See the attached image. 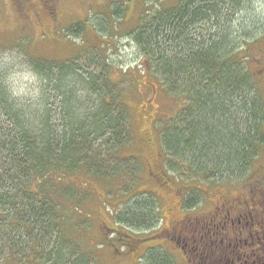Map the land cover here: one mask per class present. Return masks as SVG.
<instances>
[{
  "label": "trees",
  "instance_id": "1",
  "mask_svg": "<svg viewBox=\"0 0 264 264\" xmlns=\"http://www.w3.org/2000/svg\"><path fill=\"white\" fill-rule=\"evenodd\" d=\"M249 3L179 0L172 7L145 11L131 32L147 77L157 81L166 96L179 100L169 103L176 111L158 128L159 145L165 169L190 184L246 178L264 146V98L257 94L246 66L253 57L251 46L264 36V25L256 36L257 22L244 28L249 22L237 17ZM118 11L110 14L120 15ZM84 27L77 23L66 31L77 38ZM99 30L106 32L104 24ZM89 55L88 61L100 71L78 66L80 56L68 61L31 60L35 73L61 97L55 109L44 107L40 114L21 115L0 82V256L7 264L22 263L23 257L33 262L38 239L47 241L50 233L60 241L50 252L40 249L44 264H87L91 252L73 246L72 231L65 236L69 233L63 212L78 205L77 188L95 180L105 193L118 192L127 201L112 218L114 226L149 231L159 225L156 194L135 189L141 161L121 155L133 141L122 84L114 82L112 64L102 50ZM70 77L97 98L86 115L79 116L82 106L74 103L75 94L65 95L70 92L66 89ZM53 110L56 130L51 124ZM25 238L29 246H23ZM151 252H146V264H171L166 256Z\"/></svg>",
  "mask_w": 264,
  "mask_h": 264
},
{
  "label": "rangeland",
  "instance_id": "2",
  "mask_svg": "<svg viewBox=\"0 0 264 264\" xmlns=\"http://www.w3.org/2000/svg\"><path fill=\"white\" fill-rule=\"evenodd\" d=\"M178 1L0 0V82L7 88L8 94L15 101V108L20 110L21 115L27 117L30 113H32L31 115L40 114L44 107L55 109L61 98L60 96L58 98L52 91L51 83L35 73L31 60L68 61L80 56L78 66L87 71L90 69L98 72L101 67L94 69V66L88 61V57L91 56L89 55L90 51L102 50L104 56L107 57L108 64H112L114 82L122 84L120 87L122 99L127 106L130 118L128 124L133 141L129 142L128 146L121 151V155L124 158L126 156L138 157L141 161L142 170L138 175L140 181L135 189L136 191L139 189L152 191L156 194L159 215L164 217V223L161 232L157 229L137 230L121 224L114 226L112 218L121 212L122 202L127 201H123L124 199H121L118 192L113 194L106 192V194L105 187L96 180L84 188L78 187L77 194H74L79 202L78 205L73 204L69 208L70 210L65 206L66 211L63 214L66 216L62 215L65 217V221L67 220L65 233H69L65 236L69 237L72 231L75 235L71 234L73 246L79 248V252L80 250L83 253L91 252L87 254V264H146V252L150 251L169 257L171 264H179L172 250L155 247L159 244V238L162 240V236L170 237L164 230L166 227L165 211L174 205L176 199L173 197V191L167 192L163 188H156L151 185L150 178H147L149 162L158 165L156 154L159 155L161 152L158 128L176 111V109H171L169 103L179 100L173 101L166 96L164 91H161V95L149 101V110L146 111L148 115L150 114L149 117L147 113L141 112L144 109L145 101L150 99L149 91H146L147 88H143V83L148 78L147 72L144 70V59L130 38L142 13L152 11V9L172 7ZM112 9H118L120 15L112 16L110 14ZM245 11L239 12L237 17L249 22L248 25H243L244 28L249 27L250 29L252 22H257L258 33L256 36H259L260 29L264 25V0H250V3L245 6ZM77 23H85L86 31L75 38L68 34L66 28L77 25ZM103 24L106 32L100 34L99 28H102ZM234 29L233 25L231 31ZM254 30L253 28L252 31L254 32ZM80 52L87 54L79 55ZM250 54L253 57L249 63H246L247 70L254 76L256 86H258L257 94L264 98V36L254 42ZM76 81L75 77L68 78L66 89H69L70 92L65 95L68 97L69 94L71 96L75 94L76 102L74 101V103H79L82 106L79 116L86 115L88 108L96 106L97 98L93 95L89 96L87 91L81 90V85L75 84ZM156 82H153L154 85H157ZM170 112L172 113L170 114ZM51 117L52 128L56 130L58 129V117L54 116V110ZM148 137L153 138L154 144L151 140L150 146L146 147L141 139ZM260 151L257 159L253 161V166L247 172V176L264 173V146ZM160 155L162 158L159 157L158 163L161 166L164 156ZM165 172L171 178V182H174L173 179L179 178L172 170L169 171L166 168ZM246 179L225 182L216 180L214 183L225 185L224 189H236V187L245 186ZM260 180L264 183V176H261ZM79 181L81 182V179ZM214 183L204 182L201 186L210 187ZM74 186L77 187L76 181ZM117 191L121 193L120 190ZM74 207L76 208L74 209ZM69 217L72 218L71 221L66 219ZM72 224L75 226L70 227ZM112 230H116V233ZM48 236L50 237H47V241L44 238L43 242L41 238L38 239L40 248L36 250L38 255L34 253L35 260L33 262H26L23 257L22 263L17 264H44L45 258L42 255L39 256L43 251L40 249L45 247L47 252H50L55 242L59 245L60 241L55 233H50ZM25 239L23 246H29L28 239ZM127 242L131 243L129 247ZM20 248L18 247V249ZM25 252L28 253L29 249L27 248ZM66 252L67 248L63 255H66ZM166 257L164 258L166 259ZM6 261L1 255L0 264H7Z\"/></svg>",
  "mask_w": 264,
  "mask_h": 264
},
{
  "label": "flooded vegetation",
  "instance_id": "3",
  "mask_svg": "<svg viewBox=\"0 0 264 264\" xmlns=\"http://www.w3.org/2000/svg\"><path fill=\"white\" fill-rule=\"evenodd\" d=\"M147 78L143 88L149 91L150 99L145 101L141 111L144 114L149 110V101L161 95L159 87ZM148 138L141 139L146 147L151 140L154 144L153 138ZM160 154L163 152L156 154L158 162ZM163 156L161 166L149 162L147 178L156 188L173 191L176 201L165 211L164 230L170 237H158L155 247L172 250L179 264H264V183L260 180L264 173L247 176L245 186L236 189H224L225 185L220 183L198 186L186 178L187 181L175 178L171 182ZM163 219L161 216L154 228L159 232Z\"/></svg>",
  "mask_w": 264,
  "mask_h": 264
}]
</instances>
